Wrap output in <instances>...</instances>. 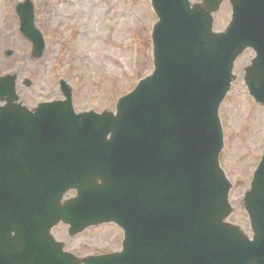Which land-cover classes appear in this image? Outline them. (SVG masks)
<instances>
[{
  "label": "water",
  "instance_id": "obj_1",
  "mask_svg": "<svg viewBox=\"0 0 264 264\" xmlns=\"http://www.w3.org/2000/svg\"><path fill=\"white\" fill-rule=\"evenodd\" d=\"M228 1L229 24L215 32L223 0H151L153 70L115 112L75 114L64 81L66 100L28 107L16 73L0 76V264H264V152L241 202L251 240L229 220L218 114L249 47L242 76L264 104V0ZM18 13L40 57L32 2ZM60 222L70 236L115 222L122 250L78 257L54 239Z\"/></svg>",
  "mask_w": 264,
  "mask_h": 264
},
{
  "label": "rangeland",
  "instance_id": "obj_2",
  "mask_svg": "<svg viewBox=\"0 0 264 264\" xmlns=\"http://www.w3.org/2000/svg\"><path fill=\"white\" fill-rule=\"evenodd\" d=\"M19 1L23 0H0V75L17 71V91L26 103L63 97L62 78L72 86L76 111H101L113 107L150 71V34L156 16L148 0H32L35 23L46 43L40 58H32V43L19 30L15 11ZM230 11L227 3L217 13V30L226 25ZM249 53L239 58L235 71ZM24 77L32 80L29 88L22 84ZM238 81L220 108L225 140L222 166L234 184L232 218L248 230L238 201L264 147V106L256 104L243 81ZM54 230L56 237L66 239V248L79 255L121 247V230L114 224L90 227L73 238L67 237L65 225Z\"/></svg>",
  "mask_w": 264,
  "mask_h": 264
},
{
  "label": "bare ground",
  "instance_id": "obj_3",
  "mask_svg": "<svg viewBox=\"0 0 264 264\" xmlns=\"http://www.w3.org/2000/svg\"><path fill=\"white\" fill-rule=\"evenodd\" d=\"M67 2V1H66ZM68 3V2H67ZM89 22H91V20L89 21ZM88 22V23H89ZM90 39L92 38V34H90L89 36H88ZM88 41V40H87Z\"/></svg>",
  "mask_w": 264,
  "mask_h": 264
}]
</instances>
